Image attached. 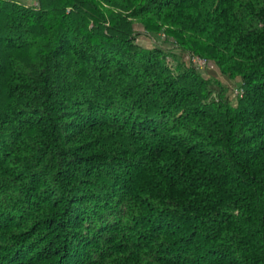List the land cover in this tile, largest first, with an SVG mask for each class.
Returning a JSON list of instances; mask_svg holds the SVG:
<instances>
[{"label": "trees", "instance_id": "trees-1", "mask_svg": "<svg viewBox=\"0 0 264 264\" xmlns=\"http://www.w3.org/2000/svg\"><path fill=\"white\" fill-rule=\"evenodd\" d=\"M0 264H264V0H0Z\"/></svg>", "mask_w": 264, "mask_h": 264}, {"label": "rangeland", "instance_id": "rangeland-1", "mask_svg": "<svg viewBox=\"0 0 264 264\" xmlns=\"http://www.w3.org/2000/svg\"><path fill=\"white\" fill-rule=\"evenodd\" d=\"M25 1H27L28 3L30 2L33 3L35 0H25ZM136 29L138 32L136 34L137 36L136 38L138 42H140L142 45L152 46V44L156 40L163 42L159 33L156 35L153 33H150V31H147L146 29H144V27L141 24H137ZM165 45H168V44H165ZM201 70L204 71L205 74L214 75V77H216L217 79H220L224 83L226 87V91L233 101L237 98V95L235 94V88L238 86V84L236 83V81H228L223 75H221L218 72L217 67L215 66L213 62H210L209 64L205 65Z\"/></svg>", "mask_w": 264, "mask_h": 264}, {"label": "built area", "instance_id": "built-area-1", "mask_svg": "<svg viewBox=\"0 0 264 264\" xmlns=\"http://www.w3.org/2000/svg\"><path fill=\"white\" fill-rule=\"evenodd\" d=\"M193 62L196 64V66L199 69H202L205 65H207L208 61L205 58L199 57V56H193L192 57ZM240 88H235V93L239 94L240 93Z\"/></svg>", "mask_w": 264, "mask_h": 264}]
</instances>
